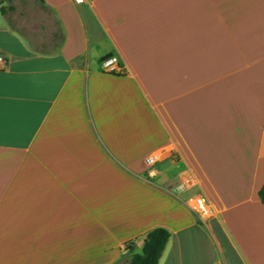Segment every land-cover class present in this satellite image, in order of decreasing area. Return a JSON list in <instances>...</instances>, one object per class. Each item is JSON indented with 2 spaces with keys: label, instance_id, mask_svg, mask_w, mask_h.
I'll list each match as a JSON object with an SVG mask.
<instances>
[{
  "label": "crops",
  "instance_id": "1",
  "mask_svg": "<svg viewBox=\"0 0 264 264\" xmlns=\"http://www.w3.org/2000/svg\"><path fill=\"white\" fill-rule=\"evenodd\" d=\"M0 58V264H131L158 227V264H264V0H0Z\"/></svg>",
  "mask_w": 264,
  "mask_h": 264
},
{
  "label": "trees",
  "instance_id": "2",
  "mask_svg": "<svg viewBox=\"0 0 264 264\" xmlns=\"http://www.w3.org/2000/svg\"><path fill=\"white\" fill-rule=\"evenodd\" d=\"M259 198L264 204V185L259 191ZM170 237L171 233L167 228L158 227L151 230L146 235L142 252L133 254L130 263L158 264Z\"/></svg>",
  "mask_w": 264,
  "mask_h": 264
},
{
  "label": "built area",
  "instance_id": "3",
  "mask_svg": "<svg viewBox=\"0 0 264 264\" xmlns=\"http://www.w3.org/2000/svg\"><path fill=\"white\" fill-rule=\"evenodd\" d=\"M3 62V59L0 58V63ZM118 58L116 56H111L103 59L102 66L105 70L112 72L117 70ZM159 155L158 154H151L146 159V163L148 166V175L153 178L156 177L158 171L156 168V164L159 162ZM189 207L197 214L198 218L205 222L209 218L212 217L213 212L212 208L209 205L207 199L202 195H195L192 196L188 201Z\"/></svg>",
  "mask_w": 264,
  "mask_h": 264
}]
</instances>
